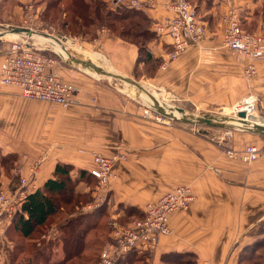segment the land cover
Returning <instances> with one entry per match:
<instances>
[{"label": "crops", "instance_id": "crops-1", "mask_svg": "<svg viewBox=\"0 0 264 264\" xmlns=\"http://www.w3.org/2000/svg\"><path fill=\"white\" fill-rule=\"evenodd\" d=\"M33 1L23 0L12 10L23 13L25 4H30L40 13L44 5L35 6ZM150 1L153 4L141 11L155 32L158 21L172 16L174 0ZM232 4L241 8L244 22L258 17L260 25L264 24L260 0H232ZM225 9L223 0H210L201 11L205 19L200 14L206 34L165 69L160 64L171 49L169 40L156 34L147 48L160 59L152 76L144 72L143 62L137 63V47L113 36L109 29L98 36V28L92 39L70 37L89 54L99 53L101 59H91L95 65L134 81L144 80L180 103L207 112L230 108L252 96L257 99V114L264 117V58L255 63L256 77L245 79V61L221 47ZM2 58L0 53V65ZM86 69L58 58L56 73L78 89V104L65 110L26 99L17 87L0 84V154L19 158L12 176H1L0 190L15 194L21 189L20 180L26 178L29 185L23 190L28 195L52 178L57 163L72 165L75 175L76 170L89 172L94 167L93 152L121 155L124 159L114 162L116 178L106 193L109 218L124 215L126 207L141 210L177 186H189L195 196L187 210L169 216L171 233L161 237L151 264H161V255L172 252L193 253L197 264H239L241 251L264 242V152L251 163L229 159L224 152L250 144L264 147V133L237 130L219 141L210 139L206 130L160 126L137 111L136 103L120 89L104 85L100 76ZM75 190L84 194L90 188L80 182ZM12 246L8 241L6 248ZM58 250L56 258L61 257ZM8 255H3L4 264H9Z\"/></svg>", "mask_w": 264, "mask_h": 264}, {"label": "built area", "instance_id": "built-area-1", "mask_svg": "<svg viewBox=\"0 0 264 264\" xmlns=\"http://www.w3.org/2000/svg\"><path fill=\"white\" fill-rule=\"evenodd\" d=\"M2 1L0 0V12ZM105 2L110 8L124 7L134 10H141L153 4L150 0H105ZM223 3L226 9L221 22V47L243 59L245 61L243 77L247 80L253 79L257 75L256 61L264 58V34L245 31L239 19V9L232 4V0H224ZM170 8L172 16L154 25L155 33L159 37L166 36L171 48L161 61L162 69H165L189 47L198 45L207 31L206 23L196 6L190 1L174 0ZM23 9L24 16L20 27L30 30L31 35H18L16 40H7L5 44L7 53L3 55L0 65V84L17 87L21 96L29 100L48 102L62 108L77 105L78 89L73 84L63 81L55 71L58 58L65 61L67 59L57 53L48 42V39H53L63 44L65 42L66 45H64L68 46L70 37L56 33V29L48 24L38 22L36 12L30 4H25ZM38 26L41 29L40 33L36 30ZM11 27L13 26L2 24L0 19V39L7 37L5 34L9 33ZM106 30V28H100L98 36ZM33 34L42 35L46 39L40 43ZM256 102L257 99L252 96L242 98L230 107L229 117L237 119L238 113L243 112L245 114L243 120L246 123H249V119L257 118L264 121V117L257 114ZM219 111L224 112L223 109ZM159 119L156 118L157 121H160ZM241 120L236 121L240 124V128L244 129L246 127L242 126L244 123ZM230 135L231 129H228L223 131L217 139L223 141L224 136ZM224 152L229 159L251 163L261 156L264 147L250 144L239 150L226 148ZM91 155L94 167L89 172L97 180V184L92 202L84 206L81 213L92 212L106 202L109 185L116 178L114 162L119 158L124 159L121 155L107 157L95 152ZM36 168L37 166L31 169L32 174ZM215 171L218 172V170ZM20 185L21 189L12 195H6L2 190L0 191V264H4L3 255L7 254V227L13 214L27 196L23 188L29 185V179L22 178ZM194 201L195 196L191 188L181 185L167 191L156 200L146 203L141 209L143 212L141 219H133L124 224L115 217L109 218L110 239L101 249L97 264H118L133 251L154 253L161 237L171 233L169 216L174 212L187 210ZM53 232L54 230L50 228L47 236L52 235Z\"/></svg>", "mask_w": 264, "mask_h": 264}, {"label": "trees", "instance_id": "trees-1", "mask_svg": "<svg viewBox=\"0 0 264 264\" xmlns=\"http://www.w3.org/2000/svg\"><path fill=\"white\" fill-rule=\"evenodd\" d=\"M33 2L35 6L44 5L40 17L62 32L92 39L98 28H107L113 36L137 47V63H144V72L148 76L157 69L160 59L147 52L148 44L157 36L151 30V20L141 10L110 8L105 0ZM0 53H7L1 43ZM16 161V154H0V175L3 171L4 175L11 177ZM74 171L70 164L57 163L52 178L28 194L13 214L6 232L7 240L13 244L11 249L6 248L9 264H89L92 258L93 261L95 257L98 260L101 249L110 239L107 204L105 202L89 213L68 216L74 208L92 202L94 187H90L96 184L90 172L79 169L74 175ZM80 182L88 185V193L75 190ZM142 217L140 209L126 207L124 215L116 219L125 224ZM51 225L55 227L53 234L47 240L40 238ZM102 228L105 230L103 237L93 238L92 234ZM57 249L60 250V258H56ZM152 256L153 253L133 251L118 264H151ZM160 261L161 264H197L196 255L189 252L166 253L161 255ZM239 264H264V242H257L241 251Z\"/></svg>", "mask_w": 264, "mask_h": 264}, {"label": "rangeland", "instance_id": "rangeland-1", "mask_svg": "<svg viewBox=\"0 0 264 264\" xmlns=\"http://www.w3.org/2000/svg\"><path fill=\"white\" fill-rule=\"evenodd\" d=\"M21 1H23V0H3L2 1V8H1V12H0V19H1V23L2 24H6V22H5L6 20H8V21H13V20L19 21L20 20L16 24H10V22H8L9 24H7V25H10V26H13V27L22 26L21 20H22V17L24 16L23 13L22 12H16V11L12 10V8L15 7V4L22 3ZM188 1H190L192 4H194L196 6L198 12L202 16H203V14L201 13L202 9H204L205 7L207 8L208 7V2H210V0H188ZM260 1H261L262 5H261V7L259 6L258 8H260V10L263 11V16H264V0H260ZM223 2H224V0H223ZM237 8L239 9V19H240V21L242 23L241 26H242V28L245 31L249 30V31H252V32H254V31L255 32H261V33L264 34V24L260 25V18L259 19H258V17L254 18L249 23H246V22L243 21L244 16H243V12H242L241 8H239V7H237ZM36 16H37V21L38 22H41L42 24H48L49 26H51V27L56 29L55 30L56 33L62 34V35H67L68 38L70 37L69 34H67L66 32H62L58 27L54 26L53 24H51V23H49L47 21H44L40 17L39 13H37ZM203 18H204V16H203ZM262 21L264 22V17H262ZM36 30L38 31V33H40L41 29L38 26V28ZM60 32H62V33H60ZM33 36H36L35 39H37L41 43L42 40L41 39L39 40L38 37H40L42 35H38V36L37 35H33ZM17 37H18V34H16L15 36H12V37H6V38H3V39H0V43L4 46L6 44V42H7V40H16ZM59 44L61 45V43H59ZM65 45H64V47H63V45H61V47H63L62 50L67 49L69 51L74 52L75 55H73V56H75L76 58H80L84 54H86V55L89 54V52L84 50L85 47H83L78 40L74 41V40L71 39V37L69 38V42L67 43L68 46H65ZM4 47H6V45ZM55 47L57 48V46H55ZM93 49L95 50V48H93ZM93 49H92V51H94ZM89 74L92 75L91 73H89ZM96 78H98V77H96ZM98 79H99L100 82H102L106 86L108 85L109 87L120 89V91L123 92L122 94L124 95V97L126 99L131 100V101L136 103L137 111H139L141 114H143L148 120L154 122L155 124H159L160 126L169 127V126L172 125L174 127H181V128L188 129V130L191 129V131H194V132L196 130L201 131V132L206 130L204 132H206L207 136L210 139H212V140H214L215 138H218L220 136L219 133H221V132H223L225 130H228V128L220 129V127H211V126L206 125L205 123H185L182 120L170 119V118L163 117L161 115L159 116V114L155 110L153 102L149 98H147V96L145 94H143L142 92L137 90L135 87L133 88V86H131L129 84H126V83L120 81L119 79H115V78L99 77ZM136 82L138 84H140L141 86L145 85V87L144 86L143 87L148 92L152 93L153 95H155V93H156L157 95H156L155 98L157 99L159 104H161L162 106L168 107L170 109L171 108L172 109L181 108L183 110V113L186 116H188V117H193V116L202 117L203 115H211V116H214L215 118L219 119L221 117L228 118L230 116V114H231L230 110H229L230 108L223 109L224 112H222V113H220V111L218 109L217 110L216 109H210V111L206 112L205 110L198 109V108H196V107H194L192 105L178 102L177 100H175V99L171 98L170 96H167L166 94H164L163 91H160V90H157V89L151 87V85H149L144 80L143 81L136 80ZM108 83H110V84H108ZM37 102H39V101H37ZM40 103L47 104V105H49L51 107H54V108H59V109L61 108V109H64V110L68 109V108H62V107L53 105V104L48 103V102H40ZM156 118H160L159 119L160 121H157ZM235 131H237V130L236 129H231L232 133H235ZM18 160H19V158H17V161L15 163V168L13 170H11V176H12L13 171L18 166ZM3 173L4 172L1 171L0 178H1L2 175H4ZM34 175H35V172L33 174L31 173V176H34ZM5 176H8V175H5ZM96 184H97V180H96ZM96 184L94 186L91 185L90 188H92V187L95 188ZM94 191H95V189H94ZM92 199H93V196H92ZM87 204H83V205H81V206H79L77 208H74L73 212L71 214H69L68 216H73V215L78 214L82 210V208L84 206H86ZM103 204H105V202ZM50 228H52L55 231V227L53 225H51L45 230V232L41 235L40 238L47 240L48 239L47 238L48 237L47 236V232H48V230ZM102 229L95 231L92 234V237L93 238H97V239L98 238L99 239L102 238L103 235H104V232H105L104 228H102ZM28 243H30V242H28ZM98 248H99V246H98ZM56 253H57V250H56ZM93 259L94 258H92V260H91V262L89 264H97V261H98L97 258L95 257L94 261H93Z\"/></svg>", "mask_w": 264, "mask_h": 264}, {"label": "water", "instance_id": "water-1", "mask_svg": "<svg viewBox=\"0 0 264 264\" xmlns=\"http://www.w3.org/2000/svg\"><path fill=\"white\" fill-rule=\"evenodd\" d=\"M9 33L18 34V35H26V36L31 35L30 30L25 29V28H21V27H11L9 29ZM67 61L70 63L81 65L84 68L90 69L93 72H95L96 74H99L100 76H104L107 78L109 77V78L119 79L120 81L135 87L137 90H139L140 92L145 94L153 102V105L155 107L156 112L163 117L175 119V120H182L185 123H205L208 126H211V127L218 126L220 128L225 127V124H224L225 121H236L235 119H232V118H219V120L221 122L220 123H218V122L214 123L213 120H217V119L211 115H203L202 117L185 116V114L183 113V110L181 108H175L174 109L175 111H173V109H170L168 107H165V106H162L161 104H159V102L157 101V99L155 98V96L152 93L148 92L143 86H141L140 84H138L134 80H131L129 78H125V77L117 75V74L107 72L89 60H82V59L73 57L70 54L67 56ZM175 112H177L179 114V116L176 115ZM237 116H238L237 119H242L241 121L244 124H246V122L243 120V118H245V114L243 112L238 113ZM251 130H254L257 133H264V126L255 125L254 128Z\"/></svg>", "mask_w": 264, "mask_h": 264}, {"label": "bare ground", "instance_id": "bare-ground-1", "mask_svg": "<svg viewBox=\"0 0 264 264\" xmlns=\"http://www.w3.org/2000/svg\"><path fill=\"white\" fill-rule=\"evenodd\" d=\"M7 37H12V36H15L16 34H10V33H7V34H5ZM34 35V34H33ZM39 38V40L41 39V40H43V41H45L44 39H46V37H43V36H40V37H38ZM48 42L49 43H51L52 44V46H53V48H54V50L57 52V53H59L63 58H65V59H67V56L70 54L71 56H73V55H75V53L74 52H72V51H69V50H67V49H65V50H62V48L64 47V44L63 43H61V42H59V43H61V45H63V47H61V45L56 41V40H53V39H48ZM65 43V42H64ZM55 46H57V48L55 47ZM58 50V51H57ZM78 55V54H77ZM74 57V56H73ZM86 58H89L88 60L89 61H91V59L92 58H97V59H101V56L99 55V54H96V53H91V54H87V55H84V58L81 56L79 59H82V60H84V59H86ZM105 70V69H104ZM107 71V70H106ZM86 72H89V73H91L92 74V76H95V77H98V76H100L99 74H96L95 72H93L92 70H88V69H86ZM100 77H104V76H100ZM142 86H144L145 87V85H142ZM134 88V87H133ZM156 93H155V97H156ZM148 98V97H147ZM172 109V108H171ZM173 111H175L174 109H173ZM175 114L176 115H178L179 116V114L177 113V112H175ZM186 116V115H185ZM193 117H196V116H193ZM221 118H223V117H221ZM225 118V117H224ZM228 118H231V117H228ZM217 119V118H216ZM233 119V118H232ZM235 120H237L236 118H234ZM214 121V123H216V122H218V123H220L221 121L219 120V119H217V120H213ZM238 121H225L224 122V124H225V127H223V128H228V129H236L235 127H237L238 129H236V130H239V129H241V130H251V129H253L254 128V126L255 125H260V126H264V121H260L258 118L257 119H249V123H246V124H244V125H242L243 127H246V128H244V129H242V128H240V124L239 123H237ZM251 122V123H250ZM231 123V124H230ZM239 126V127H238ZM241 126V127H242ZM215 127H218V126H215ZM253 131V130H252Z\"/></svg>", "mask_w": 264, "mask_h": 264}]
</instances>
